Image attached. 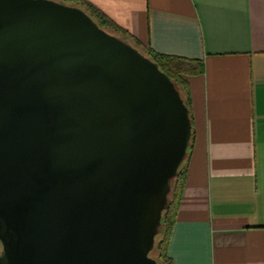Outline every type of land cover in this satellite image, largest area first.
<instances>
[{
	"label": "water",
	"instance_id": "obj_1",
	"mask_svg": "<svg viewBox=\"0 0 264 264\" xmlns=\"http://www.w3.org/2000/svg\"><path fill=\"white\" fill-rule=\"evenodd\" d=\"M192 128L171 77L84 8L0 0V264H160Z\"/></svg>",
	"mask_w": 264,
	"mask_h": 264
},
{
	"label": "crops",
	"instance_id": "obj_2",
	"mask_svg": "<svg viewBox=\"0 0 264 264\" xmlns=\"http://www.w3.org/2000/svg\"><path fill=\"white\" fill-rule=\"evenodd\" d=\"M142 46L202 63L173 264H264V0H84Z\"/></svg>",
	"mask_w": 264,
	"mask_h": 264
},
{
	"label": "trees",
	"instance_id": "obj_3",
	"mask_svg": "<svg viewBox=\"0 0 264 264\" xmlns=\"http://www.w3.org/2000/svg\"><path fill=\"white\" fill-rule=\"evenodd\" d=\"M65 2L67 4H74L84 8L98 23L101 27L107 29L108 31L120 36L124 40L130 42L133 46L137 47L142 53L150 57L155 61L160 69L166 72L171 79L175 82L177 87L180 89L185 103L191 112V101L189 97V84L185 76L196 74L203 71L202 63L194 60H190L183 57L172 56L157 53L154 50L148 49L141 45L139 41L129 35L126 31L119 28L112 22H110L103 14L99 13L97 9L89 5L84 0H58ZM193 123V121H192ZM194 132L192 128V136L190 140V145L188 148V153L185 161L181 164L177 176L172 181V190L169 196V203L166 209L163 211L161 226L159 233L156 237V242L153 250L151 251V256L157 253V257L153 256L160 264H173L172 259L167 253L168 243L171 236V232L176 221V215L178 208L182 199L183 187L185 181L186 172V161L189 156L191 143L193 140Z\"/></svg>",
	"mask_w": 264,
	"mask_h": 264
},
{
	"label": "flooded vegetation",
	"instance_id": "obj_4",
	"mask_svg": "<svg viewBox=\"0 0 264 264\" xmlns=\"http://www.w3.org/2000/svg\"><path fill=\"white\" fill-rule=\"evenodd\" d=\"M3 253V244L2 242L0 241V255Z\"/></svg>",
	"mask_w": 264,
	"mask_h": 264
},
{
	"label": "rangeland",
	"instance_id": "obj_5",
	"mask_svg": "<svg viewBox=\"0 0 264 264\" xmlns=\"http://www.w3.org/2000/svg\"><path fill=\"white\" fill-rule=\"evenodd\" d=\"M113 32V31H112ZM153 256L157 257V253L153 254Z\"/></svg>",
	"mask_w": 264,
	"mask_h": 264
}]
</instances>
